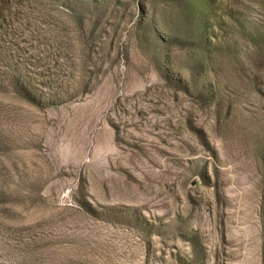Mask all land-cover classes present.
I'll use <instances>...</instances> for the list:
<instances>
[{"label": "rangeland", "instance_id": "1", "mask_svg": "<svg viewBox=\"0 0 264 264\" xmlns=\"http://www.w3.org/2000/svg\"><path fill=\"white\" fill-rule=\"evenodd\" d=\"M0 264H264V0H0Z\"/></svg>", "mask_w": 264, "mask_h": 264}]
</instances>
